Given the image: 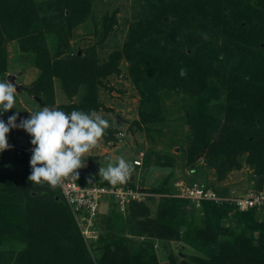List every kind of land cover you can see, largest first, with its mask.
<instances>
[{"label":"trees","instance_id":"16d2710c","mask_svg":"<svg viewBox=\"0 0 264 264\" xmlns=\"http://www.w3.org/2000/svg\"><path fill=\"white\" fill-rule=\"evenodd\" d=\"M142 1L143 14L128 26L121 48L100 62L93 48L78 53L69 44L73 30L90 18L93 0H0V82L8 67L6 45L14 41L38 73L21 90L50 107L58 82L68 98L78 99L56 110L98 112L102 80L119 74L123 60L147 127L165 120V98L182 94L189 101L181 117L192 131L184 153L186 167L203 177L200 186L220 198L234 197L227 188L207 184L197 164L206 152L219 181L239 170L244 159L257 175L251 188L259 190L264 185V0ZM102 18L103 39L116 20L115 14ZM117 132L108 129L106 139L115 140ZM13 151L0 153V264H161L156 243L193 250L196 255H185L189 264H264V207L239 211L227 201H201L197 207L166 184L144 190V201H131L123 211L110 198L109 213L96 224L95 242L85 241L67 204L63 213L44 211L45 201L57 206L60 187L29 182L32 155ZM9 153L19 173L4 169ZM144 156L143 165H150V153ZM155 163L170 168L175 160L158 155ZM132 183L102 179L87 186L135 189ZM168 261L178 264L173 256Z\"/></svg>","mask_w":264,"mask_h":264},{"label":"rangeland","instance_id":"374dc122","mask_svg":"<svg viewBox=\"0 0 264 264\" xmlns=\"http://www.w3.org/2000/svg\"><path fill=\"white\" fill-rule=\"evenodd\" d=\"M34 1L41 2L44 0ZM142 3V0H93L92 14L85 23L80 24L73 30L69 41L70 46L78 53L80 51L84 53L86 50L93 48L98 60L100 62L106 61L113 51L121 48L128 26L143 14ZM111 14H115L116 25L114 30L102 39V17ZM6 49L8 52V67L3 82L7 80L8 76H12L16 87H28L36 80L38 76L37 70L27 66L28 56L25 57L19 51L16 42H8ZM127 66V63L122 60L119 64L120 73L102 80V85L99 87L98 94L102 108L97 113L108 121L109 127L105 129L97 147L93 148L83 158L84 167L78 170L80 175L78 180H76L77 184L79 186H87L91 183H96V180H102L103 178L99 177L98 174L100 167H107V162L109 161L115 164L121 156L129 162H133L139 152L144 155L150 153L152 162L150 165L144 166L142 158V165L140 167L134 166V170L126 182L132 179V186L135 189H157L166 184L171 185L173 191L177 193L178 189L188 186L193 181L201 182L203 177L197 176L196 173L189 170V167H186L187 159L184 152H186L190 144L189 139L192 131L191 126L181 117L186 114L185 111L188 108L189 101L182 100V94L165 98L163 109L165 120L162 123L150 124L147 127V125L142 123L139 114L141 96L128 77ZM54 89L55 102L48 107L50 109L56 110L58 105L70 104L78 99L75 96L72 97L73 99L68 98L63 93L58 82H55ZM16 92L14 108L7 114H0V120L4 122L10 116L18 113L16 123L19 124L20 120L29 118L28 112L34 113L43 107L38 102V98L31 96L29 92L21 89H16ZM110 128L118 131L114 134L115 140L113 141L106 139V132ZM156 130H160L161 133L156 132ZM19 139L21 142L17 143ZM31 139L20 128L11 129L7 136L8 143L12 144L20 152H22L20 149L32 145ZM12 152L15 153L16 151ZM158 155L174 158V165L170 168L157 166L155 162ZM205 155L206 152H203L197 164L201 165L206 172L207 184L227 188L234 197L243 196L254 189L251 187L255 185L257 175L254 172V168L247 165L244 159L241 160L242 166L239 170L231 171L224 180L219 181L216 170L207 165ZM12 157L13 153H9L4 169L8 172L19 173L20 169L15 168L14 162L11 160ZM89 179H91L90 183ZM109 200L110 198H104L105 204L101 205L98 213L101 216L98 219L95 218V221L93 220L92 229H95L94 242L98 234L96 224L99 226L102 222V217L107 215L111 209ZM43 206L45 207L44 211L49 215L55 209L63 213L66 202L61 197L57 201L55 208L51 207L47 201L44 202ZM115 207L119 209L118 206L115 205ZM70 213L76 230L79 231L74 215L71 211ZM76 215L79 219V214L76 213ZM154 247L161 264H168L170 256H173L178 264H186V262L189 264L188 258L185 257L196 255L193 250L187 247L183 249L181 243H166L163 245H157L156 243Z\"/></svg>","mask_w":264,"mask_h":264},{"label":"clouds","instance_id":"9594fccd","mask_svg":"<svg viewBox=\"0 0 264 264\" xmlns=\"http://www.w3.org/2000/svg\"><path fill=\"white\" fill-rule=\"evenodd\" d=\"M186 74V69H180L181 77ZM16 94V87L11 82H0V114L14 108ZM28 113L29 118L20 120L19 124L16 123L18 113L10 116L7 123L0 120V152L9 148L7 136L10 130L20 128L32 138L29 182L40 186L47 184L55 189L67 178L78 180V170L84 167L83 158L97 147L109 127L108 121L95 110L66 113L42 107ZM133 170L134 162L121 156L115 164L109 161L107 167H100L98 174L104 181L116 185L126 182Z\"/></svg>","mask_w":264,"mask_h":264},{"label":"built area","instance_id":"2783aa9c","mask_svg":"<svg viewBox=\"0 0 264 264\" xmlns=\"http://www.w3.org/2000/svg\"><path fill=\"white\" fill-rule=\"evenodd\" d=\"M6 151H13L16 148L9 144ZM33 145L20 149L22 152L32 155ZM0 152V153H3ZM144 154L139 152L137 158L133 160L135 167L142 165ZM62 197L70 211L73 213L78 229L85 241L95 238L93 220L99 213L101 205H104V198H111L118 208L123 211L131 201L141 202L148 196L139 189L126 187H105L92 184L90 186H79L72 178H67L60 185ZM177 196L191 200L198 207L201 201H212L216 204L227 201L234 204L239 211L248 209H259L264 207V185L259 190H252L243 196L233 198H220L214 191L204 189L198 183L189 184L177 190ZM79 214L78 216L76 215Z\"/></svg>","mask_w":264,"mask_h":264},{"label":"water","instance_id":"95a60500","mask_svg":"<svg viewBox=\"0 0 264 264\" xmlns=\"http://www.w3.org/2000/svg\"><path fill=\"white\" fill-rule=\"evenodd\" d=\"M7 80L9 81V82H11L14 86H15V84H14V80H13V77L12 76H8V78H7ZM16 87V86H15ZM16 89H21V88H18V87H16ZM21 142V140L19 139L18 141H17V143H20ZM78 175H80V172H78ZM140 190H144V189H140Z\"/></svg>","mask_w":264,"mask_h":264}]
</instances>
